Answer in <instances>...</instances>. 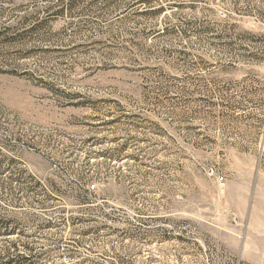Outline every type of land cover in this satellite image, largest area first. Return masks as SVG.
Here are the masks:
<instances>
[{
	"label": "rangeland",
	"instance_id": "obj_1",
	"mask_svg": "<svg viewBox=\"0 0 264 264\" xmlns=\"http://www.w3.org/2000/svg\"><path fill=\"white\" fill-rule=\"evenodd\" d=\"M6 249L264 264V0H0Z\"/></svg>",
	"mask_w": 264,
	"mask_h": 264
},
{
	"label": "trees",
	"instance_id": "obj_2",
	"mask_svg": "<svg viewBox=\"0 0 264 264\" xmlns=\"http://www.w3.org/2000/svg\"><path fill=\"white\" fill-rule=\"evenodd\" d=\"M21 179L25 183V187L22 188V191L24 192H34L37 190V188H45L46 185L42 183L40 179H38L35 175L30 173L28 170L23 169L20 170ZM82 181L84 185V192H86L87 195L96 196L97 191L95 190V186L93 189H91V183L94 180V175L90 174V172H87L86 174H82ZM85 194V193H84ZM84 197H89L84 195ZM8 251L7 249L4 250V254L0 253V264H31V258L23 255V254H13Z\"/></svg>",
	"mask_w": 264,
	"mask_h": 264
}]
</instances>
